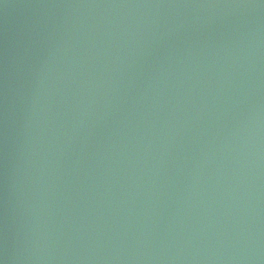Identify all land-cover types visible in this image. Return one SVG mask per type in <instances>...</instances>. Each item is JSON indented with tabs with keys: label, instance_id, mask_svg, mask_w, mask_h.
<instances>
[{
	"label": "water",
	"instance_id": "95a60500",
	"mask_svg": "<svg viewBox=\"0 0 264 264\" xmlns=\"http://www.w3.org/2000/svg\"><path fill=\"white\" fill-rule=\"evenodd\" d=\"M0 264H264V0H0Z\"/></svg>",
	"mask_w": 264,
	"mask_h": 264
}]
</instances>
